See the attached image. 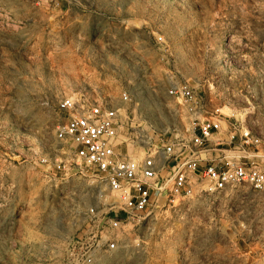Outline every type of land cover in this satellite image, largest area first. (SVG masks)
<instances>
[{
  "label": "rangeland",
  "instance_id": "1",
  "mask_svg": "<svg viewBox=\"0 0 264 264\" xmlns=\"http://www.w3.org/2000/svg\"><path fill=\"white\" fill-rule=\"evenodd\" d=\"M180 85L256 132L264 169V0H0V264H264L261 206L236 190L156 211L114 252L97 236L89 211L113 198L57 139L60 102L119 110L142 158L190 141L184 100L168 94Z\"/></svg>",
  "mask_w": 264,
  "mask_h": 264
},
{
  "label": "built area",
  "instance_id": "2",
  "mask_svg": "<svg viewBox=\"0 0 264 264\" xmlns=\"http://www.w3.org/2000/svg\"><path fill=\"white\" fill-rule=\"evenodd\" d=\"M168 94L184 100L191 116V139L186 143L163 139V151L147 150L142 158L130 153L133 127L119 110L85 96L65 98L58 106L67 122L58 128L57 139L71 142L75 164L99 177L113 198L107 212L89 211L98 220L97 236H104L108 252L119 248L118 234L127 226L142 224L156 211L186 198L211 203L229 198L236 190L253 209L260 205L264 215V169L251 160L255 154L250 152L260 144L259 135L224 120L218 111L207 114L187 85L172 87ZM222 134L227 140L220 138ZM224 146L229 149L220 148ZM164 171L170 177L169 189L162 183ZM93 263L87 255L83 264Z\"/></svg>",
  "mask_w": 264,
  "mask_h": 264
}]
</instances>
